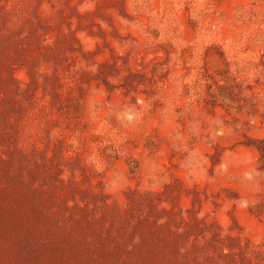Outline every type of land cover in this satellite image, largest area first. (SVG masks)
Masks as SVG:
<instances>
[{
	"label": "rangeland",
	"instance_id": "obj_1",
	"mask_svg": "<svg viewBox=\"0 0 264 264\" xmlns=\"http://www.w3.org/2000/svg\"><path fill=\"white\" fill-rule=\"evenodd\" d=\"M0 264H264V0H0Z\"/></svg>",
	"mask_w": 264,
	"mask_h": 264
}]
</instances>
